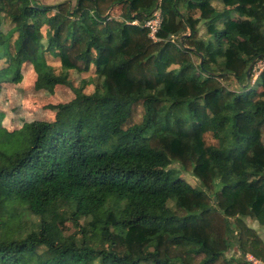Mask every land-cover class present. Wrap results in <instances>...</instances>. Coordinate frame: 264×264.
<instances>
[{
	"label": "trees",
	"instance_id": "1",
	"mask_svg": "<svg viewBox=\"0 0 264 264\" xmlns=\"http://www.w3.org/2000/svg\"><path fill=\"white\" fill-rule=\"evenodd\" d=\"M262 61L264 0H0V93L32 66L73 95L0 112V264L264 263Z\"/></svg>",
	"mask_w": 264,
	"mask_h": 264
},
{
	"label": "rangeland",
	"instance_id": "2",
	"mask_svg": "<svg viewBox=\"0 0 264 264\" xmlns=\"http://www.w3.org/2000/svg\"><path fill=\"white\" fill-rule=\"evenodd\" d=\"M75 0H40L43 5L54 6L56 4ZM119 9L114 10L113 17H118ZM241 19V16L239 17ZM2 32L5 35H10L13 32L12 27L8 23L2 25ZM201 34L204 33V28L200 27ZM53 60V59H50ZM58 66L59 63L53 62ZM264 69V61L258 62L254 68V81L261 71ZM261 70V71H260ZM36 73L32 66H25L23 70V79L18 84H7L2 88L0 93V112L5 114L4 124L10 130L20 129L25 123L32 120L50 121L53 119L56 106L62 102H68L73 98L72 93L64 87H56L53 93L35 89ZM253 81V82H254ZM93 85H90L87 92L93 90ZM264 143V139L262 140ZM171 168L180 169L178 164H173ZM182 178L193 186H198V180L188 174H182ZM246 224L254 229L261 239L264 241V227L257 221L250 218H244ZM227 258H245L242 250L238 246L236 239L230 249L226 252Z\"/></svg>",
	"mask_w": 264,
	"mask_h": 264
},
{
	"label": "built area",
	"instance_id": "3",
	"mask_svg": "<svg viewBox=\"0 0 264 264\" xmlns=\"http://www.w3.org/2000/svg\"><path fill=\"white\" fill-rule=\"evenodd\" d=\"M131 24L139 25L137 21H133ZM162 24H163L162 12L160 9H156L153 12L152 16L143 24V27H145L148 30L149 37L152 40L158 41L159 40L158 34L162 28ZM258 75H259V72H258ZM245 259L250 264H264L263 262H261L260 260L252 256L251 254H246Z\"/></svg>",
	"mask_w": 264,
	"mask_h": 264
}]
</instances>
